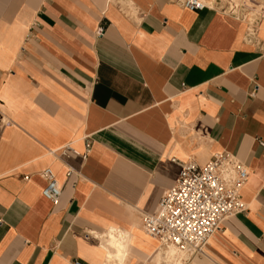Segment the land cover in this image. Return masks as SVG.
I'll use <instances>...</instances> for the list:
<instances>
[{"label": "crops", "instance_id": "obj_1", "mask_svg": "<svg viewBox=\"0 0 264 264\" xmlns=\"http://www.w3.org/2000/svg\"><path fill=\"white\" fill-rule=\"evenodd\" d=\"M0 113V264H264V19L172 0H0ZM218 152L247 169L245 210L169 260L142 216L180 165ZM46 167L56 203L41 196Z\"/></svg>", "mask_w": 264, "mask_h": 264}, {"label": "built area", "instance_id": "obj_2", "mask_svg": "<svg viewBox=\"0 0 264 264\" xmlns=\"http://www.w3.org/2000/svg\"><path fill=\"white\" fill-rule=\"evenodd\" d=\"M172 1L190 11L215 8L242 20L250 14L246 21H251V24L264 19V0ZM240 7L246 12L241 17L237 15ZM101 32L99 28L97 33ZM90 146V141H87L82 158L86 157ZM76 154L69 146L59 150V155L64 158ZM70 172L68 170L67 175ZM40 176L44 180L41 196L56 203L61 194V184L55 172L46 167ZM247 177L246 167L227 152L214 153L200 166L180 165L174 184L163 192L155 210L143 214L142 226L162 246L173 247L189 256L199 254L208 240L221 230L225 219L245 210L240 189ZM73 264L81 263L74 261Z\"/></svg>", "mask_w": 264, "mask_h": 264}, {"label": "clouds", "instance_id": "obj_3", "mask_svg": "<svg viewBox=\"0 0 264 264\" xmlns=\"http://www.w3.org/2000/svg\"><path fill=\"white\" fill-rule=\"evenodd\" d=\"M111 231H116L114 226L112 227ZM112 243H113V246H115L119 249L120 246L118 244H116L114 241H112ZM178 251H179L178 249L170 247L167 254L169 257H172V256L176 255V253ZM118 257H119V252H118ZM176 264H179V261H176Z\"/></svg>", "mask_w": 264, "mask_h": 264}, {"label": "rangeland", "instance_id": "obj_4", "mask_svg": "<svg viewBox=\"0 0 264 264\" xmlns=\"http://www.w3.org/2000/svg\"><path fill=\"white\" fill-rule=\"evenodd\" d=\"M207 1H209V0H207ZM210 1H212V0H210ZM237 1V0H236ZM238 4H239V2H238ZM237 9H239L238 11H237V15L238 16H240L241 17V15H244L246 12H244L243 10H242V7H240V8H237ZM249 16H251L250 14H248V15H246V19L245 20H247L248 18H249ZM251 22V21H250ZM173 248V247H172ZM169 250V249H168ZM180 252H177V254H179ZM174 256H176V255H174ZM173 257V256H172ZM172 257H170L169 258V260H173L172 259ZM169 262H171V261H169Z\"/></svg>", "mask_w": 264, "mask_h": 264}, {"label": "bare ground", "instance_id": "obj_5", "mask_svg": "<svg viewBox=\"0 0 264 264\" xmlns=\"http://www.w3.org/2000/svg\"><path fill=\"white\" fill-rule=\"evenodd\" d=\"M109 236H110V239H112L113 241H114V237H113V235L110 233L109 234ZM115 242V241H114ZM111 243V242H110ZM116 243V242H115ZM116 244H118L120 247H119V249L117 248V247H115L116 249H117V252H119V255H120V250L123 248L122 246H121V244L120 243H116ZM113 245V244H112ZM117 257H118V254L116 255ZM109 258H111V256H109Z\"/></svg>", "mask_w": 264, "mask_h": 264}]
</instances>
